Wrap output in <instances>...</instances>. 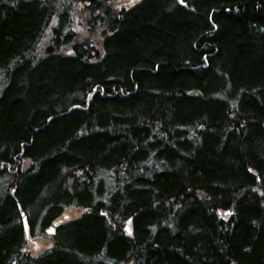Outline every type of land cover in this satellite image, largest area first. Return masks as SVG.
Here are the masks:
<instances>
[{
  "label": "trees",
  "instance_id": "trees-1",
  "mask_svg": "<svg viewBox=\"0 0 264 264\" xmlns=\"http://www.w3.org/2000/svg\"><path fill=\"white\" fill-rule=\"evenodd\" d=\"M0 264H264V0H0Z\"/></svg>",
  "mask_w": 264,
  "mask_h": 264
},
{
  "label": "snow or ice",
  "instance_id": "snow-or-ice-1",
  "mask_svg": "<svg viewBox=\"0 0 264 264\" xmlns=\"http://www.w3.org/2000/svg\"><path fill=\"white\" fill-rule=\"evenodd\" d=\"M180 2H181V3H183V2H184V0H180ZM49 231H51V229H49Z\"/></svg>",
  "mask_w": 264,
  "mask_h": 264
},
{
  "label": "bare ground",
  "instance_id": "bare-ground-1",
  "mask_svg": "<svg viewBox=\"0 0 264 264\" xmlns=\"http://www.w3.org/2000/svg\"><path fill=\"white\" fill-rule=\"evenodd\" d=\"M25 219L23 218V221H24ZM24 223H25V221H24Z\"/></svg>",
  "mask_w": 264,
  "mask_h": 264
},
{
  "label": "rangeland",
  "instance_id": "rangeland-1",
  "mask_svg": "<svg viewBox=\"0 0 264 264\" xmlns=\"http://www.w3.org/2000/svg\"><path fill=\"white\" fill-rule=\"evenodd\" d=\"M75 215V214H74Z\"/></svg>",
  "mask_w": 264,
  "mask_h": 264
}]
</instances>
